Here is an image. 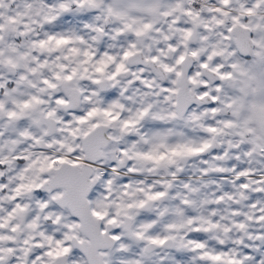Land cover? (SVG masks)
Returning <instances> with one entry per match:
<instances>
[{
    "label": "snow or ice",
    "instance_id": "snow-or-ice-1",
    "mask_svg": "<svg viewBox=\"0 0 264 264\" xmlns=\"http://www.w3.org/2000/svg\"><path fill=\"white\" fill-rule=\"evenodd\" d=\"M0 264H264V0H0Z\"/></svg>",
    "mask_w": 264,
    "mask_h": 264
}]
</instances>
